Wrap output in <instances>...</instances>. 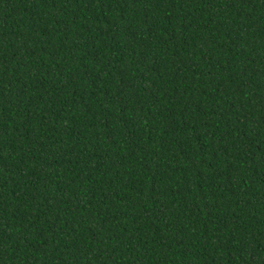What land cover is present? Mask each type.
Segmentation results:
<instances>
[{
  "label": "trees",
  "instance_id": "trees-1",
  "mask_svg": "<svg viewBox=\"0 0 264 264\" xmlns=\"http://www.w3.org/2000/svg\"><path fill=\"white\" fill-rule=\"evenodd\" d=\"M0 264H264V0H0Z\"/></svg>",
  "mask_w": 264,
  "mask_h": 264
}]
</instances>
